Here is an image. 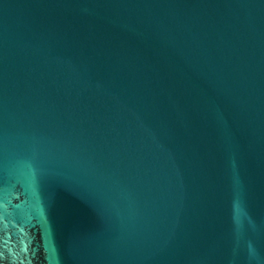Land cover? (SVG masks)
I'll use <instances>...</instances> for the list:
<instances>
[{
  "label": "water",
  "instance_id": "95a60500",
  "mask_svg": "<svg viewBox=\"0 0 264 264\" xmlns=\"http://www.w3.org/2000/svg\"><path fill=\"white\" fill-rule=\"evenodd\" d=\"M0 264H264V0H0Z\"/></svg>",
  "mask_w": 264,
  "mask_h": 264
}]
</instances>
